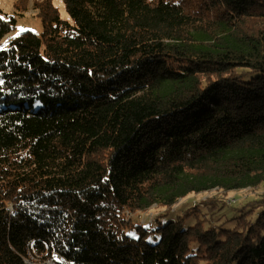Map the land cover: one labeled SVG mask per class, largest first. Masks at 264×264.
I'll use <instances>...</instances> for the list:
<instances>
[{
  "label": "trees",
  "instance_id": "obj_1",
  "mask_svg": "<svg viewBox=\"0 0 264 264\" xmlns=\"http://www.w3.org/2000/svg\"><path fill=\"white\" fill-rule=\"evenodd\" d=\"M63 3L7 41L0 10V264H264V204L156 243L133 219L264 184V0Z\"/></svg>",
  "mask_w": 264,
  "mask_h": 264
},
{
  "label": "rangeland",
  "instance_id": "obj_2",
  "mask_svg": "<svg viewBox=\"0 0 264 264\" xmlns=\"http://www.w3.org/2000/svg\"><path fill=\"white\" fill-rule=\"evenodd\" d=\"M45 0H0V10L7 14L22 13L23 16L17 17L16 29L11 35L7 37L5 41L15 35H19L25 31H30L37 35H40L43 31V26L40 17L38 16V10L35 5L38 6ZM54 7L59 11L62 19L70 21L69 15L66 12L63 0H50ZM21 7V8H20ZM209 197H216L215 201H225L227 206L223 211L216 213L213 217L209 215V212L201 205V202ZM260 203H253V201L260 200ZM250 203V204H249ZM217 203L213 207L218 206ZM250 205L264 204V184L254 190L238 191L225 193L222 191H214L207 194L190 195L183 200H179L172 209H163L155 207L144 213H136L133 215L134 222L140 224L145 229L152 231L149 238L151 242H158L160 239V233L157 229L165 224L176 221L179 216H185L184 228H189L197 223H204L205 227L215 223L216 225L224 223V228L230 229L234 226V221H227L236 217L239 212H235L233 207H238V211L242 210V207ZM226 205V204H224ZM222 205L221 207H224ZM228 209V210H227ZM207 212V214H205ZM210 219V220H209ZM209 220V221H208ZM150 221H153L150 223ZM142 223V224H141Z\"/></svg>",
  "mask_w": 264,
  "mask_h": 264
},
{
  "label": "built area",
  "instance_id": "obj_3",
  "mask_svg": "<svg viewBox=\"0 0 264 264\" xmlns=\"http://www.w3.org/2000/svg\"><path fill=\"white\" fill-rule=\"evenodd\" d=\"M26 263L27 264H68V261L65 257L61 256L59 253L56 252H53L52 257H50L49 259L41 261L38 251L33 249L32 251H30Z\"/></svg>",
  "mask_w": 264,
  "mask_h": 264
}]
</instances>
